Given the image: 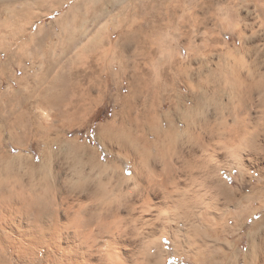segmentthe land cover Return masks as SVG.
Wrapping results in <instances>:
<instances>
[{"label": "rangeland", "instance_id": "obj_1", "mask_svg": "<svg viewBox=\"0 0 264 264\" xmlns=\"http://www.w3.org/2000/svg\"><path fill=\"white\" fill-rule=\"evenodd\" d=\"M40 1L43 6L30 0H0V151L14 157L13 162L20 161L23 172L30 159L40 164L43 156L54 165L68 160L64 163L68 168L96 163L110 170L115 164L112 170H121L131 165L127 157L135 150L128 132L107 138L108 132L99 135L97 130L114 122L120 125L121 112L128 116L130 111L126 100L131 86H155L158 74L161 86H176L168 99L160 100L158 117L178 110L171 114L183 125L173 144L191 148L193 142L200 150L196 135L208 140L210 151L205 154L215 155L209 168L218 167L212 179L220 194L213 199L212 222L199 215L193 235L185 228L181 231L189 257L173 254L171 241L165 240L171 253L168 264H246L251 242L258 241L260 234L264 240V26L261 37L255 36L246 12L256 6V0L220 1V8L229 6L235 12L230 22L235 33L215 36V42L207 43L198 41L197 35L189 37L191 42L182 41L188 37L175 34L176 28L181 30V20L174 17L176 8L205 6L206 0H62L52 8L48 7L51 0ZM193 86L197 88L194 98ZM37 102H44L46 110L37 112ZM13 109L31 115L49 113L53 128L33 130L31 138L23 137L15 145L1 128L2 117H13ZM67 113L72 114L69 121ZM249 120L253 121L248 122L249 133L240 129V135L238 127ZM194 122L198 132L191 125ZM125 124L133 128L129 121ZM250 136L258 139V146H253ZM103 141L121 157L118 154L120 158L110 163L113 155L101 146ZM167 147L168 143L161 146L164 159L170 155ZM22 176L30 178L26 172ZM98 179H105L104 175L98 174ZM6 257L7 264H20L12 252Z\"/></svg>", "mask_w": 264, "mask_h": 264}, {"label": "bare ground", "instance_id": "obj_2", "mask_svg": "<svg viewBox=\"0 0 264 264\" xmlns=\"http://www.w3.org/2000/svg\"><path fill=\"white\" fill-rule=\"evenodd\" d=\"M60 1L62 0H51L52 4L47 1L50 4L48 7L59 5ZM30 2L43 6L40 0ZM94 51L97 54L98 48ZM153 84L155 86H131L130 96L126 100V105L130 108L128 116L121 112L120 125L114 122L97 130L99 135L108 132L107 138L119 132H128L126 137L135 150L127 153L131 165L121 170H112L114 163L111 164V170L105 165L100 168V164L86 162L87 166L90 165L87 168H68V163L67 167L64 166L68 160L54 165L43 156L40 164H36L33 158L30 159L27 170L23 172L20 161L13 162L14 157L0 151V264L8 263L6 255L10 252L20 264H32L39 259L44 264H168L171 253L166 250V239L171 241L173 254L184 253L189 257L186 251L188 246L186 247L181 231L185 228L186 233L193 235L199 215L204 216L207 221L214 219L213 199L220 195L216 182L212 179L216 166L212 170L209 168L214 154H205L210 151L209 142L204 138L199 139L198 133L197 137L194 136L198 141L194 143H197L195 145L200 150L195 149L193 142H188L191 148H186V145L183 147L184 143H179L182 146L175 142L173 144L181 131L178 128L183 125L181 120L176 123L171 114L177 109L174 106V111H170L165 118H159L156 108L164 96L168 99L169 92L175 91L176 86H161L158 74ZM194 88L193 86L192 91L190 90L193 98L195 89L197 90ZM247 94L242 96L247 97ZM43 103L37 102V112L44 109ZM37 112L31 115L21 109H13L10 115L14 117V121L11 119L13 117H2L1 128L5 129L13 144H21L23 137L31 138L33 130L50 131L53 128L54 119H50L51 115ZM71 116V113H67L68 121ZM126 120L132 129H127ZM247 123L240 126L241 128L238 127V133L240 129L244 134L250 130L252 124ZM184 124L187 126L185 122ZM193 124L197 130V123H191L192 126ZM193 129L192 133L195 132ZM244 136L246 135H242ZM210 137L212 138L211 135ZM189 139L191 142L193 138ZM249 141H252L254 147L259 145L255 137L249 138ZM103 142L101 146L113 155L110 163L121 157L119 151L110 149V144ZM167 143L170 155L164 159V148L161 150V146ZM211 147L213 148V143ZM152 152H156V155H152ZM123 153L126 155V152ZM125 155L122 158L127 156ZM5 162L8 164L3 171ZM80 165L83 168L84 163ZM21 172L28 173L30 178L22 176ZM98 174H103L105 179L99 180ZM262 237L264 238V234ZM260 238L261 234L258 241L251 242L246 264H264V240Z\"/></svg>", "mask_w": 264, "mask_h": 264}, {"label": "crops", "instance_id": "obj_3", "mask_svg": "<svg viewBox=\"0 0 264 264\" xmlns=\"http://www.w3.org/2000/svg\"><path fill=\"white\" fill-rule=\"evenodd\" d=\"M220 1L223 2V0L218 1V9L215 7V0H206L205 6H198L197 8H176L174 17L176 21L181 20V30L179 32V28H176L175 34L188 37L182 39V41L186 42H191L192 38L190 39L189 37L197 35L200 37L198 41L201 43L215 42V36L222 37L234 34L235 30L231 28L230 22L235 17V12L229 6L220 8L222 6L220 5ZM263 7V0H256V6L246 10L247 18H249L248 22L254 30V35H260V37L264 26ZM218 41L221 40L219 39Z\"/></svg>", "mask_w": 264, "mask_h": 264}]
</instances>
